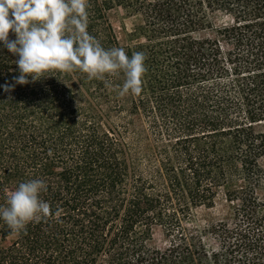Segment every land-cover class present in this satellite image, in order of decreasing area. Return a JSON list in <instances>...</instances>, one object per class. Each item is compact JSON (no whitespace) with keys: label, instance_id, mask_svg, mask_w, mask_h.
<instances>
[{"label":"trees","instance_id":"obj_1","mask_svg":"<svg viewBox=\"0 0 264 264\" xmlns=\"http://www.w3.org/2000/svg\"><path fill=\"white\" fill-rule=\"evenodd\" d=\"M86 2L103 48L143 52L141 91L78 70L18 84L0 44V206L31 179L49 205L0 220V264H264V0ZM116 8L138 17L120 38ZM219 200L226 216L192 223Z\"/></svg>","mask_w":264,"mask_h":264},{"label":"clouds","instance_id":"obj_2","mask_svg":"<svg viewBox=\"0 0 264 264\" xmlns=\"http://www.w3.org/2000/svg\"><path fill=\"white\" fill-rule=\"evenodd\" d=\"M86 6V0H0V44L18 57L15 83H28L29 77L35 81L51 70H78L88 79L122 73L119 95L141 91L143 52L128 56L120 47L103 48L86 30ZM10 30L14 39H9ZM12 86L0 88L7 91ZM44 190L40 179L19 182L6 197V206H0V220L19 231L27 222L46 217L49 205L40 198Z\"/></svg>","mask_w":264,"mask_h":264},{"label":"rangeland","instance_id":"obj_3","mask_svg":"<svg viewBox=\"0 0 264 264\" xmlns=\"http://www.w3.org/2000/svg\"><path fill=\"white\" fill-rule=\"evenodd\" d=\"M109 20L114 29L115 34L120 38L124 34V30L129 31L132 26L138 21V17L129 16L122 9L116 8L110 11ZM217 22H223L228 18L222 14L216 15ZM230 211V205L224 201H217L212 207H198L194 210L192 216V223L204 225L217 218L226 216ZM153 242L155 244H162L163 236L159 228H155L153 232Z\"/></svg>","mask_w":264,"mask_h":264}]
</instances>
